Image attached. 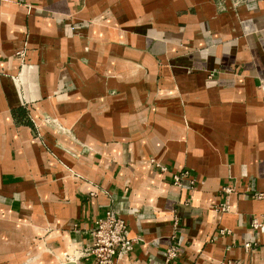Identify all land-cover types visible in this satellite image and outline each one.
<instances>
[{
    "label": "crops",
    "instance_id": "crops-1",
    "mask_svg": "<svg viewBox=\"0 0 264 264\" xmlns=\"http://www.w3.org/2000/svg\"><path fill=\"white\" fill-rule=\"evenodd\" d=\"M263 83L264 0H0V264H264Z\"/></svg>",
    "mask_w": 264,
    "mask_h": 264
},
{
    "label": "built area",
    "instance_id": "built-area-1",
    "mask_svg": "<svg viewBox=\"0 0 264 264\" xmlns=\"http://www.w3.org/2000/svg\"><path fill=\"white\" fill-rule=\"evenodd\" d=\"M261 89L264 98V83ZM185 174H174V184L179 185L181 178ZM251 225L254 229L262 228V224L256 218L252 220ZM226 232L227 230L224 229L219 230L220 234ZM91 235V242L84 244L81 249L66 255V259L76 261L83 254L91 256L95 264H116L120 256L130 251L138 241V238L129 236L127 221L111 208H106L104 213L94 221ZM250 246V243L244 244V247ZM177 257H179L178 251L174 248H169L165 252L164 262L165 264H174L173 261ZM225 264L238 263L227 261Z\"/></svg>",
    "mask_w": 264,
    "mask_h": 264
}]
</instances>
